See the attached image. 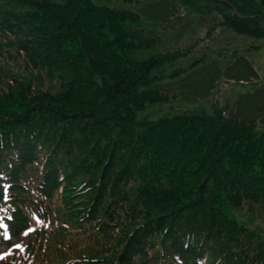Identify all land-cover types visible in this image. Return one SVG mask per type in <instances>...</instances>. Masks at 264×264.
<instances>
[{"label": "trees", "instance_id": "obj_1", "mask_svg": "<svg viewBox=\"0 0 264 264\" xmlns=\"http://www.w3.org/2000/svg\"><path fill=\"white\" fill-rule=\"evenodd\" d=\"M182 9L218 20L163 51L143 25ZM224 29L264 49V0H0V232L23 244L0 264H264L257 119L142 116Z\"/></svg>", "mask_w": 264, "mask_h": 264}, {"label": "rangeland", "instance_id": "obj_2", "mask_svg": "<svg viewBox=\"0 0 264 264\" xmlns=\"http://www.w3.org/2000/svg\"><path fill=\"white\" fill-rule=\"evenodd\" d=\"M145 3H149V1ZM115 5L117 7H127L117 3L112 6ZM211 18L213 21L208 17H200L195 12L182 9L181 15L169 26L167 24L150 25L149 23L151 22L148 23V21L143 26L147 28L146 32L158 34L163 38V51L182 48L188 50L193 46L196 39L204 37L212 23L218 20L217 16H212ZM210 36H213L211 40L203 41L186 58L179 60L174 66L168 67L167 74L180 67L189 68L199 60H203L206 65H199L195 71L188 73L171 84L168 93L172 98L169 104H160L153 106L151 109L149 107V110L142 116L158 119L162 115H172L186 111L193 112L204 109L210 112L212 105L219 101L222 106L230 105L233 113H246L243 114L244 117L256 118L258 131L264 132V49L259 51L247 49L252 42L256 45L261 44V42L248 37L241 38L240 35L226 29ZM225 48L229 50L226 51ZM236 50L240 60L233 59V57L227 58V54ZM234 60L237 62H231ZM249 68L259 74V86L253 89L248 85V82H252V78H250V81L246 79L247 76L252 75ZM198 76L199 78L196 81L194 78ZM231 77L242 79L241 81L230 80ZM194 81L196 82L192 84L191 82ZM195 91L198 92L195 93ZM254 93V98L251 99L256 104L253 106L254 101L249 97H252L251 95ZM251 217L256 223L263 226L264 219L262 217L257 215ZM2 237L0 253L11 255L16 249L23 247L21 242L14 244L12 247L7 243L13 240L10 237V233H6Z\"/></svg>", "mask_w": 264, "mask_h": 264}]
</instances>
